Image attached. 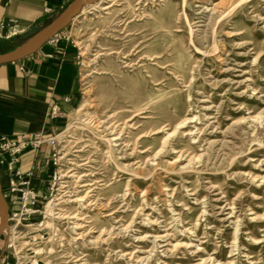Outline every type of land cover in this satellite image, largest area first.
Instances as JSON below:
<instances>
[{
  "label": "rangeland",
  "instance_id": "rangeland-1",
  "mask_svg": "<svg viewBox=\"0 0 264 264\" xmlns=\"http://www.w3.org/2000/svg\"><path fill=\"white\" fill-rule=\"evenodd\" d=\"M77 16L67 35L80 53L78 107L89 104L56 132L58 162L48 164L50 177L61 175L45 201L51 264H211L200 262L210 255L224 264L230 254L235 264H264V241L254 246L249 235L264 240L250 219L264 215V181H252L264 175V0H101ZM248 115L257 120L247 124ZM186 116L194 121L163 146ZM110 123L117 146L106 141ZM85 194L108 203L103 214L65 201ZM226 201L245 228L243 254L230 253ZM79 211L92 228L81 239L63 217Z\"/></svg>",
  "mask_w": 264,
  "mask_h": 264
},
{
  "label": "crops",
  "instance_id": "crops-1",
  "mask_svg": "<svg viewBox=\"0 0 264 264\" xmlns=\"http://www.w3.org/2000/svg\"><path fill=\"white\" fill-rule=\"evenodd\" d=\"M73 0H0V53L14 49V41L38 33ZM67 26L38 51L21 60L0 64V132L14 138L22 134L50 136L60 130L80 103V53L67 35ZM23 67V70L20 67ZM53 106L58 114L50 116ZM53 147L21 154L20 167H35L32 187L48 192ZM37 153V154H36ZM8 159V155L5 154ZM0 167V180L7 200L8 175ZM49 174V175H48ZM12 206V202H9Z\"/></svg>",
  "mask_w": 264,
  "mask_h": 264
},
{
  "label": "built area",
  "instance_id": "built-area-1",
  "mask_svg": "<svg viewBox=\"0 0 264 264\" xmlns=\"http://www.w3.org/2000/svg\"><path fill=\"white\" fill-rule=\"evenodd\" d=\"M3 26V24L0 26V36ZM20 69L23 70V67ZM57 114L58 108L53 106L49 115L53 117ZM58 136L59 133L50 136L22 134L11 138L0 132V167H6L8 203L12 202V206L9 203L8 225L4 230L5 241L0 264H51L54 251L47 248L49 232L44 224L45 208L48 203L45 201L49 191L40 195L32 187L35 167L23 171L19 164L24 151L33 149L38 152L44 144H48L53 147L51 162L57 165ZM5 154L8 155V159ZM60 177V172L54 170L50 177L49 190H52L56 179ZM33 215H39V218L30 220Z\"/></svg>",
  "mask_w": 264,
  "mask_h": 264
},
{
  "label": "bare ground",
  "instance_id": "bare-ground-1",
  "mask_svg": "<svg viewBox=\"0 0 264 264\" xmlns=\"http://www.w3.org/2000/svg\"><path fill=\"white\" fill-rule=\"evenodd\" d=\"M100 1L101 0H99L98 2H96V3H94V4H91V5H88V6H85L81 11H80V13H79V15L80 14H82V13H84L87 9H89V8H93V7H96L99 3H100ZM228 1H232V0H228ZM218 4H219V2H218ZM105 7V6H104ZM206 8V7H205ZM78 15V16H79ZM219 15H221V14H219ZM77 16V17H78ZM75 19V18H74ZM218 56H220V55H218ZM89 104V101L88 100H86L85 102H83V103H81L80 104V106L78 107V109H77V111L79 112V111H83V110H85L86 109V107H87V105ZM135 115H137V113L135 114ZM134 115V116H135ZM109 118H111V116L109 117ZM194 118H195V116H186V117H184V118H182L180 121H178V123L176 124V126H175V128L173 129V131H167L166 132V137L163 139V146H164V144L168 141V138L174 133V132H176L177 130H179L180 128H182V127H186L187 126V124L189 123V122H191V121H194ZM244 120H246V123L247 124H250V122H254V121H256L257 120V117L256 116H252V115H248L247 117H244ZM104 122H106V120H103V122L102 123H104ZM234 123V122H233ZM253 124V123H252ZM128 125V124H127ZM232 126V125H231ZM255 126V125H254ZM243 127H245V126H243ZM248 127V126H247ZM116 128H118L117 126H114L113 124H111L110 123V125L108 124V125H105V129H107V131H109V133L112 135L111 137H108V138H106V141H107V143H108V145H109V147L111 146V145H114V146H117V145H119L117 142H119L122 138H121V136H120V134L119 133H117L116 132ZM171 129V128H170ZM244 129V128H243ZM189 130H191V129H189ZM191 132V131H190ZM191 134H192V132H191ZM215 141H210L209 142V146L210 147H214L215 145L213 144ZM217 142V141H216ZM215 142V143H216ZM226 143V142H225ZM217 145V144H216ZM224 145V144H223ZM120 148V147H119ZM161 151V150H160ZM109 152L111 153V150H109ZM158 154V152L155 154V156L154 157H156V155ZM202 156V154H200L199 156H198V158L199 157H201ZM121 157V156H120ZM123 157V156H122ZM195 157L196 156H191L189 159H188V161L186 162V164L185 165H187V166H189V165H192V163H193V161H194V159H195ZM179 158H181V154H179L177 157H176V159H175V161L176 160H178ZM154 159V158H153ZM154 163H156V162H154ZM153 164V163H152ZM117 166L121 169V168H127V166H129V165H127V164H123V163H119V164H117ZM91 181V180H90ZM252 181L253 182H259L260 181V183L262 182V181H264V175H262V176H259L258 177V175H252ZM87 185H89V186H92V184H85V185H83V186H87ZM214 189H216V185H214V186H212ZM90 191H92V189L90 188V190L88 191V192H90ZM125 194V193H124ZM218 195H219V193H218ZM88 195L87 194H85L84 196H78V197H75L74 199H72V200H69V198H67V200H65V201H74L75 203H77L78 205H79V208L81 207V209H84V208H86V207H93V206H96V208H98V210H99V212L100 213H102L103 214V212H104V209L108 206V203L107 204H104V203H102V202H96V203H93V202H91L90 200H87L88 199V197H87ZM261 198V197H260ZM260 198H258V199H260ZM263 199V198H262ZM222 199L221 198H217L216 199V201H218V203L221 201ZM64 201V200H63ZM203 204H205V202H202ZM227 206H229V211L227 212V215H228V217H227V220L226 221H230V222H232V224H233V226H234V241L232 242V244H231V246H230V253H233L234 251H237L238 252V254H243V252H241L240 251V245L238 244V242H237V239H238V237H239V233H240V231H243L245 228H243L242 227V224H241V222H240V219H239V216L237 215V214H235L236 212H235V206H234V203H230V202H228V201H226V206H221L220 207V210H224ZM203 212L205 213L206 212V209H204L203 210ZM251 214V220H253V221H257L258 223H259V227L261 228V227H264V215L263 216H261L257 211L255 212H251L250 213ZM64 215V214H63ZM108 215V214H107ZM63 217H66V218H69V219H72V221L70 222L71 224H72V229H73V231L75 232V234L77 235V239H81V238H83V237H85V236H89L91 233H92V228H90V229H87V230H85V227L87 226L86 225V222H88L86 219L88 218V216L87 215H85V214H83L81 211H79V212H77V213H75L74 215H71V214H68V215H64ZM264 230V229H263ZM100 235L101 234H99L98 236H91L92 237V239H91V241H96L97 240V238H99L100 237ZM249 235H250V239H251V241H252V245H259V244H261L264 240H259V239H257V238H255L253 235H251V232H249ZM263 236H264V234H263ZM165 237V235H162V236H154L153 238L155 239V241H156V239H161V238H164ZM154 244L156 245V242H154ZM177 244H179V243H176L175 244V246L177 245ZM181 245V244H180ZM200 247H199V245H197V249L198 250H200L199 249ZM124 255V254H123ZM230 258L229 259H227L226 260V262L224 263V264H235V259H236V257L234 256V255H232V254H230V256H229ZM248 259H250V258H252V255H249L248 257H247ZM145 259H147V258H144V257H140L139 259H138V262H141V261H143V260H145ZM81 260V258H77L76 260H75V264H79L78 262ZM205 261H207V262H211V264H214L215 262H216V264H222L221 263V260L220 259H216L215 257H212L211 255L209 256V258L208 259H206V258H203L200 262L202 263V262H205ZM249 263H254L253 261H251V262H249Z\"/></svg>",
  "mask_w": 264,
  "mask_h": 264
},
{
  "label": "water",
  "instance_id": "water-1",
  "mask_svg": "<svg viewBox=\"0 0 264 264\" xmlns=\"http://www.w3.org/2000/svg\"><path fill=\"white\" fill-rule=\"evenodd\" d=\"M99 0H73L47 26L39 31L28 43L10 51L0 53V64L15 62L38 51L47 41L65 28L80 11ZM9 203L0 180V233L8 225Z\"/></svg>",
  "mask_w": 264,
  "mask_h": 264
}]
</instances>
